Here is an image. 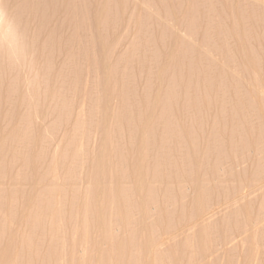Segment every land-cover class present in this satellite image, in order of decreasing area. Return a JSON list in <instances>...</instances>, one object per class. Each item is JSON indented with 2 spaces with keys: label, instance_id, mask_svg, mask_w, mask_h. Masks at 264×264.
I'll list each match as a JSON object with an SVG mask.
<instances>
[{
  "label": "rangeland",
  "instance_id": "1",
  "mask_svg": "<svg viewBox=\"0 0 264 264\" xmlns=\"http://www.w3.org/2000/svg\"><path fill=\"white\" fill-rule=\"evenodd\" d=\"M45 9L38 100L0 74V264H228L234 197L264 215V0H76L69 27Z\"/></svg>",
  "mask_w": 264,
  "mask_h": 264
},
{
  "label": "bare ground",
  "instance_id": "2",
  "mask_svg": "<svg viewBox=\"0 0 264 264\" xmlns=\"http://www.w3.org/2000/svg\"><path fill=\"white\" fill-rule=\"evenodd\" d=\"M76 1V0H74ZM74 1H71V0H61V2L59 4H57V0H0V74H17L16 76L17 79L19 78V80H22V74H25V76L27 74H30L32 76V80L31 82L29 83V85H27V87L29 86V91L28 93H26L23 97V100L24 102H29V104L33 103V101H35L38 97V10L40 9H45V6L48 7V8H51L52 10L54 11H57V12H61L64 13L65 17V22L64 24L68 26L69 24V20H70V15L72 14V4L74 3ZM113 1V0H112ZM115 1V0H114ZM181 1V0H180ZM186 1V0H185ZM216 1V0H215ZM82 2V1H81ZM109 2V1H108ZM107 2V3H108ZM162 2V1H161ZM148 3V2H147ZM232 3V2H231ZM109 4V3H108ZM151 4V3H150ZM160 4V3H159ZM179 4V3H178ZM76 5V4H75ZM99 5V4H98ZM126 5V4H125ZM184 5V4H183ZM182 5V6H183ZM86 6V5H85ZM100 6V5H99ZM165 6V5H164ZM239 6V5H238ZM115 7V6H114ZM177 7V5H176ZM246 8V7H245ZM49 9V10H51ZM183 9V8H182ZM46 10V9H45ZM44 10V11H45ZM51 10V11H52ZM83 10V9H82ZM178 10V9H176ZM187 10V9H186ZM241 10V9H240ZM43 11V13H44ZM76 11H77V8H76ZM239 11V10H238ZM195 12V11H194ZM233 12V11H232ZM48 13V12H47ZM53 13V12H52ZM82 13V12H81ZM109 13V12H108ZM42 14V13H41ZM40 14V15H41ZM86 14V13H85ZM84 14V15H85ZM89 14V13H88ZM244 15V14H243ZM53 16V15H52ZM52 16H50L52 18ZM56 16V15H55ZM54 16V17H55ZM87 16V15H86ZM105 16V15H104ZM198 16V15H197ZM45 17V16H44ZM91 17V16H90ZM112 17V16H111ZM189 17V16H188ZM48 18V17H47ZM86 18V17H85ZM107 18V17H106ZM245 18V17H244ZM43 19V18H42ZM53 19V18H52ZM57 19V17H56ZM63 19V20H64ZM73 19V18H72ZM84 19V18H83ZM101 20V19H100ZM112 20V19H111ZM192 20V19H191ZM208 20V19H207ZM225 20V19H224ZM44 21V20H43ZM42 21V22H43ZM135 21V20H134ZM201 21V20H200ZM193 22V21H192ZM73 23V22H71ZM70 23V24H71ZM87 23V22H86ZM89 23V22H88ZM187 23V22H186ZM189 23V22H188ZM194 23V22H193ZM43 24V23H42ZM191 24V23H190ZM190 24H189V27H190ZM75 25V24H74ZM195 25V23H194ZM188 26V25H187ZM192 26V25H191ZM219 26V25H218ZM237 26V25H236ZM53 27H55L53 25ZM69 27V26H68ZM210 27V26H209ZM225 27V26H224ZM108 28V27H107ZM41 29V28H40ZM44 29V28H43ZM140 29V28H139ZM196 29V28H195ZM51 30V29H50ZM56 30V29H55ZM77 30V29H76ZM82 30V29H81ZM192 30V29H191ZM199 30V29H198ZM47 31V30H46ZM59 31V30H58ZM60 31H61V28H60ZM48 32V31H47ZM67 32V31H66ZM73 32V30H72ZM84 32V31H83ZM197 32V31H195ZM41 33V32H40ZM55 33V31H54ZM60 33V32H59ZM87 33V32H86ZM108 33V32H107ZM58 34V32H57ZM76 34V32H75ZM82 34V33H81ZM236 34V33H235ZM60 36V35H58ZM93 36V35H92ZM105 36V35H104ZM154 36V35H153ZM55 34H52L50 35L49 37V40L50 42L48 41V43H51V41L55 39ZM67 37V36H66ZM69 37V36H68ZM85 37V36H84ZM222 37V36H221ZM44 38V37H43ZM58 38V37H57ZM63 38V37H62ZM70 38V37H69ZM69 38H66L64 39V44H65V47H67L66 49V55L67 53H69ZM91 38V37H90ZM227 38V37H226ZM85 39V38H84ZM104 39V38H103ZM206 39V38H205ZM239 39V38H238ZM42 40V39H41ZM88 40V39H87ZM91 40V39H90ZM153 40V39H152ZM73 41V40H72ZM103 41V40H102ZM155 41V40H154ZM45 42V41H44ZM75 42V40H74ZM91 42V41H90ZM106 42V40H105ZM54 43V42H53ZM62 42H60V45H61ZM221 43V42H220ZM77 44V43H76ZM235 44V43H234ZM53 45V44H52ZM51 45V46H52ZM85 45V44H84ZM190 45V43H189ZM236 45V44H235ZM58 46V45H57ZM83 46V45H82ZM217 46V45H215ZM49 47V46H48ZM60 47V46H59ZM64 47V48H65ZM80 47V46H79ZM97 47V46H96ZM135 47V46H134ZM137 47V45H136ZM142 47V46H140ZM47 48V47H45ZM53 47H51L52 49ZM63 48V47H62ZM223 48V47H222ZM83 49V48H82ZM162 49V48H161ZM219 49V48H218ZM217 49V50H218ZM221 49V48H220ZM225 49V48H224ZM46 50V49H45ZM71 50V49H70ZM134 50V49H133ZM144 50V49H143ZM183 50V49H182ZM192 50V49H191ZM228 50V49H227ZM60 51V49H59ZM75 51V50H74ZM80 51V50H79ZM168 51V50H167ZM166 51V52H167ZM57 52V51H56ZM63 52V50H62ZM156 52V51H155ZM190 52V51H189ZM199 52V51H198ZM44 53V52H43ZM79 53V52H78ZM191 53V52H190ZM189 53V54H190ZM54 54V53H53ZM85 54V53H84ZM93 54V52H92ZM160 54V53H159ZM182 54V53H181ZM248 54V53H247ZM72 55V54H71ZM156 55V54H155ZM154 55V56H155ZM195 55V54H194ZM193 56V55H191ZM53 57V56H52ZM65 57V56H64ZM88 57V56H87ZM86 57V58H87ZM121 57V56H120ZM119 57V58H120ZM226 57V56H225ZM70 58V57H69ZM66 60V58H64ZM73 59V58H72ZM182 59V58H181ZM191 59V58H190ZM88 60V59H86ZM97 60V58H96ZM118 60V58H117ZM128 60V59H127ZM155 60V59H154ZM157 60V59H156ZM155 60V61H156ZM183 60V59H182ZM116 61V60H115ZM123 61V60H122ZM121 61V62H122ZM245 61V59H244ZM74 62V61H73ZM124 62V61H123ZM122 62V63H123ZM133 62V61H132ZM147 62V61H146ZM191 62V61H190ZM189 62V63H190ZM66 63V62H65ZM64 63V64H65ZM154 63V62H153ZM161 63V62H160ZM55 64V63H54ZM68 64V62H67ZM127 64V63H126ZM132 64V63H131ZM249 64V63H248ZM45 65V63H44ZM118 65V63H117ZM190 65V64H189ZM68 66V65H67ZM96 66V65H95ZM165 66V65H164ZM52 67V66H51ZM64 67V66H62ZM118 67V66H117ZM192 67V66H191ZM199 67V66H198ZM66 68V66H65ZM123 69V68H122ZM205 69V68H204ZM44 70V69H43ZM76 70V69H75ZM170 70V69H169ZM176 70V69H175ZM253 70V69H252ZM46 71V70H45ZM61 71V70H60ZM68 71V70H67ZM66 71V72H67ZM71 71V70H69ZM77 71V70H76ZM81 71V70H80ZM107 71V70H106ZM168 71V70H167ZM175 72V71H174ZM179 72V71H178ZM116 73V72H115ZM193 73V72H192ZM4 74V75H5ZM114 74V72H113ZM127 74V73H126ZM189 74V73H188ZM229 74V73H228ZM69 75V74H68ZM125 75V74H124ZM183 75V74H182ZM190 75V74H189ZM188 75V76H189ZM8 76V75H7ZM113 76V75H112ZM111 76V77H112ZM116 76V75H115ZM30 77V76H28ZM27 77V78H28ZM70 77V76H69ZM2 78V76H1ZM13 78V77H12ZM64 78V77H63ZM66 78V77H65ZM4 79H5V76H4ZM15 79V78H13ZM48 79V78H47ZM172 79V78H171ZM169 79V80H171ZM176 78H174L175 80ZM8 80V79H7ZM6 80V81H7ZM28 80V79H27ZM112 80V79H111ZM173 80V81H174ZM17 81V80H15ZM26 81V80H25ZM61 81H62V78H61ZM125 81V80H124ZM18 82V81H17ZM48 82V81H47ZM0 81V85H2ZM11 83H14L11 82ZM45 83H46V80H45ZM62 84V83H60ZM8 85V84H7ZM42 85V84H41ZM76 85V84H75ZM127 85V84H126ZM172 85V84H171ZM223 85V84H222ZM15 86V84H14ZM64 85H62L63 87ZM175 86V85H173ZM77 87V86H76ZM11 89V88H10ZM16 89V87H15ZM28 89V88H27ZM125 89V88H124ZM127 89V88H126ZM172 89V88H171ZM20 90V89H19ZM168 90V89H167ZM8 91V90H7ZM21 91V90H20ZM24 91V90H23ZM14 93V91H12ZM27 92V91H26ZM264 92V91H263ZM23 93V92H22ZM129 93V92H128ZM167 93V92H166ZM169 94V93H168ZM64 95V94H63ZM171 95V94H170ZM247 95V94H246ZM16 96V95H15ZM19 96V95H18ZM84 96V95H83ZM98 98V97H97ZM96 98V99H97ZM127 98V97H126ZM251 98V97H250ZM1 99V98H0ZM43 99V98H42ZM38 100V99H37ZM52 100V99H51ZM166 100V99H165ZM170 100V99H169ZM5 101H7L5 99ZM12 101V100H11ZM40 101V99H39ZM68 101V100H67ZM127 101V100H126ZM15 102V101H14ZM161 102V101H160ZM168 102V101H167ZM128 103V101L126 102ZM130 103V102H129ZM95 104L98 105V103L95 102ZM134 104V103H133ZM14 105V104H13ZM57 105V104H56ZM70 105V104H69ZM149 105V104H148ZM249 106V105H248ZM44 107V106H43ZM128 107V106H127ZM227 107V106H226ZM126 108V107H125ZM254 108V107H253ZM93 109V108H92ZM96 109V108H95ZM145 109V108H144ZM252 109V108H251ZM35 110V109H34ZM94 110V109H93ZM122 110V109H121ZM130 110V109H129ZM47 111V110H46ZM248 111V110H247ZM256 111V110H255ZM37 112V111H35ZM95 112V111H94ZM145 113V112H144ZM253 113V112H252ZM264 113V112H263ZM72 114V113H71ZM97 114V113H96ZM7 115V114H6ZM37 115V114H36ZM41 115V114H40ZM131 115H132V112H131ZM244 115V114H243ZM62 116V115H61ZM96 116V115H95ZM120 116V115H119ZM125 116V115H124ZM264 116V114H263ZM27 117V116H26ZM91 117V116H90ZM101 117V116H100ZM117 117V115H116ZM164 117V116H163ZM259 118V117H258ZM22 119V118H20ZM19 119V120H20ZM81 119V118H80ZM111 119V118H109ZM115 119V118H114ZM159 119V117H158ZM173 119V118H172ZM37 120V119H36ZM141 120V119H140ZM252 120V119H251ZM162 121V120H161ZM263 121H264V118H263ZM103 122V120H102ZM101 122V123H102ZM70 123V122H69ZM86 123V122H85ZM116 123V122H115ZM259 123V122H258ZM83 124V123H82ZM103 124V123H102ZM76 125V124H75ZM85 126V125H84ZM101 126V125H100ZM118 126V125H117ZM131 126V125H130ZM142 126V124H141ZM28 127V126H27ZM259 127V126H258ZM264 127V126H263ZM262 127V128H263ZM30 128V127H29ZM54 128V127H53ZM237 128V127H236ZM14 129V128H13ZM18 129V128H17ZM24 130V129H23ZM113 130V128H112ZM239 130V129H238ZM243 130V129H242ZM14 132V131H13ZM26 132V131H25ZM33 133V132H32ZM131 133V132H130ZM192 133V132H191ZM216 133V131H215ZM235 133V132H234ZM264 133V131H263ZM110 134V133H109ZM134 134V133H133ZM149 134V133H147ZM146 134V135H147ZM232 134V132H231ZM251 134V133H249ZM264 135V134H263ZM114 136V134H113ZM205 136V135H204ZM211 136V135H210ZM209 136V137H210ZM13 137V136H12ZM18 137V136H17ZM134 137V136H133ZM145 137V136H144ZM161 137V136H160ZM260 137V136H259ZM202 138V137H201ZM252 138V137H251ZM257 138V137H256ZM264 138V137H263ZM76 139V138H75ZM110 139V138H109ZM156 139V138H155ZM161 139V138H160ZM210 139V138H209ZM5 140V139H4ZM21 140V139H20ZM42 140V139H41ZM48 140V139H47ZM115 140V139H114ZM131 140V139H130ZM149 140V139H148ZM211 140V139H210ZM247 140V139H246ZM50 141V140H49ZM255 141V140H254ZM258 141V140H257ZM262 141V140H260ZM10 142V141H9ZM25 142V141H24ZM64 142V141H63ZM240 142V141H239ZM20 143V142H19ZM74 143V142H73ZM72 143V144H73ZM122 143V142H121ZM133 143V142H132ZM263 143V141H262ZM9 144V143H8ZM248 144V143H247ZM7 145V143H6ZM20 145V144H19ZM49 145V144H48ZM114 145V144H113ZM40 146V145H39ZM104 146V145H103ZM111 146V145H110ZM148 146V145H147ZM146 146V147H147ZM7 147V146H6ZM102 147V146H101ZM117 147V146H116ZM218 147V146H217ZM12 148V147H11ZM66 148V147H65ZM118 148V147H117ZM262 148V147H261ZM10 149V148H9ZM13 149V148H12ZM27 149V148H26ZM29 149V148H28ZM116 149V148H115ZM133 149V148H132ZM105 150L106 151H102L104 154V156H102V160H104L105 162V158H106V161H107V157L109 158V152H108V149H106L105 147ZM208 150V149H207ZM224 149L222 148L221 151H223ZM245 150V149H244ZM47 151V150H46ZM66 151V150H65ZM82 151V150H81ZM132 151V150H131ZM164 151V150H163ZM9 152V150H8ZM101 152V151H100ZM113 152V151H112ZM197 152V151H196ZM103 153H99V154H103ZM108 153V154H107ZM167 153V151H166ZM218 153V152H217ZM222 153V152H221ZM234 153V152H233ZM237 153V152H236ZM43 154V153H42ZM66 154V153H65ZM214 154V153H212ZM247 154V153H246ZM64 155V154H63ZM97 155V154H96ZM107 155V156H106ZM187 155V154H186ZM189 155V154H188ZM264 155V154H263ZM61 156V155H60ZM83 156V155H82ZM161 156V155H160ZM207 156V155H206ZM221 156V155H220ZM250 156V155H249ZM222 157V156H221ZM257 157V156H256ZM208 158V157H207ZM262 158V157H261ZM55 159V158H54ZM93 159V158H92ZM96 159V158H95ZM260 159V158H259ZM145 160V159H144ZM161 160V159H160ZM264 160V159H263ZM227 161V160H226ZM155 162V161H154ZM229 162V161H228ZM1 163V162H0ZM23 163V162H22ZM51 163V162H50ZM222 163V162H220ZM160 164V163H159ZM251 165V164H250ZM27 166V165H26ZM64 166V165H63ZM2 167V166H1ZM95 167V166H94ZM220 167V166H219ZM155 168V167H154ZM256 168V167H255ZM57 169V168H56ZM55 169V170H56ZM92 169V168H91ZM216 169V168H215ZM96 171V168L94 169ZM157 170V169H156ZM12 171V170H11ZM103 171V169H102ZM125 171V170H124ZM154 171V170H153ZM93 172V171H92ZM127 172V171H126ZM245 172V171H244ZM258 172V171H257ZM167 173V172H166ZM246 173V172H245ZM261 173V172H260ZM56 174V173H55ZM70 174V173H69ZM105 174V173H104ZM258 174V173H257ZM251 175V174H250ZM263 175V174H262ZM97 175H95L94 177L92 176V179L98 177H96ZM101 176V175H100ZM112 176V175H111ZM123 176V175H122ZM121 176V177H122ZM156 176V175H155ZM224 176V175H223ZM87 177V176H86ZM4 178V177H3ZM66 178V177H65ZM112 178V177H111ZM127 178V177H126ZM264 178V177H263ZM121 179V178H120ZM124 179V178H123ZM157 179V177H156ZM3 180V179H2ZM27 180V179H26ZM94 179L92 180L93 181V189L92 190H95V188H97V181H95ZM104 180V178H103ZM122 180V179H121ZM167 180V179H166ZM1 181V180H0ZM43 181V180H42ZM59 181V180H58ZM64 181V180H63ZM69 181V180H68ZM127 181V180H126ZM264 181V180H263ZM114 182V181H112ZM138 182V180H137ZM255 184H257L256 182H254ZM254 183L249 182L248 185H247V188L249 189V191H254L255 188L257 187H254ZM262 183V180L261 182ZM65 184V183H64ZM90 184V182H89ZM239 184V183H238ZM223 185V184H222ZM261 185V184H260ZM122 186V185H121ZM120 186V187H121ZM163 186V185H162ZM210 186V184H209ZM234 186V185H233ZM258 186V185H256ZM80 187V186H79ZM148 187V186H147ZM259 187V186H258ZM261 187H264V186H261ZM77 188V187H76ZM86 188V187H85ZM132 188V187H131ZM245 188V190L247 189ZM123 189V188H122ZM121 189V190H122ZM133 189V188H132ZM152 189V188H151ZM240 189V188H239ZM244 189V187L242 188V190ZM58 190V189H57ZM87 190V189H85ZM148 190V189H147ZM258 190V189H257ZM263 190V189H262ZM60 191V190H59ZM67 191V190H66ZM112 191V190H111ZM126 191V190H125ZM244 191V190H243ZM242 191V193H243ZM52 193V191H50ZM85 192V191H84ZM94 192V191H93ZM116 193V191H114ZM236 192V191H235ZM249 192V193H250ZM264 192V191H263ZM237 193V192H236ZM236 193H234V195H236ZM241 193V194H242ZM253 193V192H252ZM262 193V191H261ZM4 194V193H3ZM111 194V193H110ZM125 194V193H124ZM241 194L239 193V195L241 196ZM251 194V193H250ZM62 195V194H61ZM72 195V193H71ZM88 195V193H87ZM146 195V194H145ZM232 195V196H234ZM238 195V193H237ZM245 194H243L242 196L245 198L244 196ZM247 195V193H246ZM256 195V194H255ZM60 196V195H59ZM77 196V195H76ZM152 196V195H151ZM249 196V195H248ZM71 197V196H70ZM131 197V196H129ZM150 197V195H149ZM252 197V195L250 196ZM263 197V196H262ZM44 198V197H43ZM62 198V197H61ZM127 198V197H126ZM134 198V197H133ZM145 198V197H144ZM225 198V197H224ZM233 198V197H232ZM239 198H237V196L234 197L233 201V211H231V219H230V233H231V256H230V259H229V263L228 264H249L250 262V259H251V262L252 260L255 259V257L253 256L252 253V248L254 247L255 244H260V245H264V223H262L263 225H259L261 224V221H262V218H264L263 216H259V215H255L252 217V213L251 211L249 210V208L245 207V205H242L244 206L243 208H238V202H239ZM248 198V197H247ZM5 199V198H4ZM113 199V198H112ZM238 199V200H237ZM242 199V198H241ZM28 200V199H27ZM51 200V199H50ZM49 200V201H50ZM124 200V198H123ZM127 200V199H125ZM245 200V199H244ZM30 201V200H29ZM40 201H41V198H40ZM148 201V200H147ZM246 201V200H245ZM261 201V200H260ZM69 202V201H68ZM87 202V201H86ZM89 202V201H88ZM109 202V201H108ZM145 202V201H144ZM231 202V203H232ZM242 202V201H241ZM29 203V202H28ZM64 203V202H63ZM74 203V202H73ZM149 203V202H148ZM244 203V202H243ZM248 203V201H247ZM33 204V203H32ZM40 204V203H39ZM59 204H60V201H59ZM94 204L93 205V208H94V211H95V206L96 204L95 203H92ZM249 204V203H248ZM261 204V203H259ZM26 205V203H25ZM108 205V204H107ZM16 206V205H14ZM24 206V205H23ZM85 206V205H84ZM112 206V205H111ZM114 206V205H113ZM147 206V205H146ZM31 207V206H30ZM87 207V206H86ZM85 207V208H86ZM89 207V206H88ZM87 207V208H88ZM2 208V207H1ZM138 208V207H137ZM11 209V208H10ZM13 209V208H12ZM15 209V208H14ZM19 209V208H18ZM56 209V208H55ZM65 209V208H64ZM84 209V208H83ZM116 209V208H115ZM77 210V209H76ZM121 209H119L120 211ZM137 210V209H136ZM139 210V209H138ZM260 211H264V204L263 206L259 208ZM25 211V210H24ZM89 211V210H88ZM105 211V210H104ZM126 211V210H125ZM85 212V211H84ZM9 213V212H8ZM56 213V212H55ZM77 213V212H76ZM107 213V212H106ZM127 213V212H126ZM11 214V213H10ZM72 214V213H71ZM70 214V215H71ZM115 214H118L119 213L115 212ZM130 214V213H128ZM158 214V213H157ZM94 214H92L93 216ZM36 216V215H35ZM69 216V215H68ZM83 216V215H82ZM109 216V215H108ZM159 216V215H158ZM257 216V218H255ZM30 217V216H29ZM85 217V216H84ZM94 217V216H93ZM96 217V216H95ZM111 217V215H110ZM109 217V218H110ZM168 217V216H167ZM10 218V217H9ZM118 218V217H117ZM116 218V219H117ZM127 218V217H126ZM260 218V219H258ZM70 219V218H69ZM119 219V218H118ZM95 220V219H93ZM5 221V220H4ZM12 221V220H11ZM52 221V220H50ZM49 221V222H50ZM30 222V221H29ZM84 222V221H83ZM105 222V221H104ZM110 222V221H109ZM156 222V221H155ZM263 222V221H262ZM131 223V222H130ZM1 224V223H0ZM6 224V223H5ZM10 224V223H9ZM129 224V223H128ZM35 225V224H34ZM43 225V224H42ZM60 225V224H59ZM152 226V225H151ZM6 227V226H5ZM64 228V227H63ZM89 228V227H87ZM127 228V227H126ZM10 229V228H9ZM153 229V228H152ZM87 230V229H85ZM93 230V228H92ZM109 230V229H108ZM79 231V230H78ZM51 232V231H50ZM154 232V231H153ZM39 233V232H38ZM76 233V232H74ZM1 234V233H0ZM66 234V233H65ZM109 234V233H108ZM146 234L145 232L143 233V235ZM153 234V233H152ZM77 235V234H76ZM75 235V236H76ZM202 235V234H201ZM27 236V235H26ZM43 236V235H42ZM109 236V235H108ZM146 236V235H145ZM144 236V237H145ZM74 237V236H73ZM113 237V236H112ZM143 239H140L141 241L143 240V243H141L142 245H144V247H148V245L150 243H148V239L145 237ZM148 237V236H147ZM119 238V237H118ZM201 238V237H200ZM29 239V238H28ZM113 239V238H112ZM122 239V238H121ZM30 240V239H29ZM125 241V240H124ZM74 242V241H73ZM79 242V241H78ZM112 242V241H111ZM129 242V241H128ZM132 242V241H131ZM37 243V242H36ZM62 243V241H61ZM133 243V242H132ZM32 244V243H30ZM140 244V245H141ZM210 244V243H209ZM42 245V244H41ZM242 245V246H241ZM57 246V245H56ZM60 246V245H59ZM135 247V246H134ZM141 247V246H140ZM142 246V248H140V250L142 251H145L143 250L144 248ZM26 248V246H25ZM110 248V247H109ZM125 248V247H124ZM175 248V247H174ZM14 249V248H13ZM23 249V248H22ZM122 249H123V246L121 245V243H116V242H112L111 243V248L109 250V253L108 256L110 258H112L113 256H117V255H120L122 254ZM60 250V249H59ZM134 250V249H133ZM262 250V249H261ZM5 251L4 250V254H5ZM255 251V250H254ZM1 253L2 250L0 251ZM9 252V251H8ZM103 252V251H102ZM257 253V252H256ZM260 254L262 252H259ZM8 254V253H7ZM166 254V253H165ZM259 254V255H260ZM2 255V254H1ZM0 255V256H1ZM106 255V254H105ZM258 255V256H259ZM8 256V255H7ZM7 256L5 255V258H7ZM124 256V255H123ZM126 256V255H125ZM164 256V255H162ZM257 256V254H256ZM3 257V255L1 256ZM10 257V256H9ZM63 257V256H62ZM93 257V256H92ZM119 257L118 256V261H119ZM167 257V256H166ZM170 257V256H169ZM254 257V259H253ZM261 257H263V255L261 254ZM5 258H3V260H5ZM103 257H101V260H104L105 264H107L108 262V258L107 260L106 259H102ZM105 258V257H104ZM109 258V261H112L110 260ZM140 257H138V260H139ZM19 259V258H18ZM39 259V258H38ZM117 260V257L115 258ZM133 259V258H132ZM257 259V258H256ZM256 259L254 260V263L256 261ZM7 260H9V258H7L5 260V262H7ZM42 260V258H41ZM64 260V259H62ZM131 260V259H130ZM129 260V261H130ZM141 260V259H140ZM158 260V259H157ZM169 260V259H168ZM189 260V259H188ZM260 261V259H257ZM67 261V259H66ZM101 262V261H100ZM103 262V261H102ZM107 262V263H106ZM125 262V261H124ZM222 262V261H221ZM31 263V262H30ZM73 263V262H72ZM113 263V262H111ZM142 263V262H141ZM140 263V264H141ZM158 263V262H157ZM177 263V262H176ZM253 263V264H254ZM8 264V262H7ZM63 264V263H62ZM80 264V263H79ZM87 264V263H86ZM115 264V263H114ZM137 264V262H136ZM145 264V261L144 263Z\"/></svg>",
  "mask_w": 264,
  "mask_h": 264
}]
</instances>
